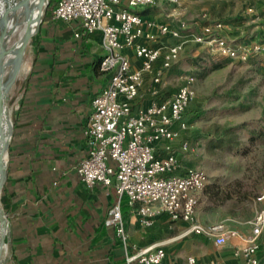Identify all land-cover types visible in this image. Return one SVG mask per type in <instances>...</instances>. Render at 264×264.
I'll list each match as a JSON object with an SVG mask.
<instances>
[{"label": "built area", "instance_id": "1", "mask_svg": "<svg viewBox=\"0 0 264 264\" xmlns=\"http://www.w3.org/2000/svg\"><path fill=\"white\" fill-rule=\"evenodd\" d=\"M178 1L55 0L47 11L51 22H78L74 38L100 33L103 39L105 54L97 68L109 79L91 100L92 112L82 129L88 151L78 162L76 174L88 188L97 184L113 187L116 200L107 211L104 226L122 245L124 264H170L163 247L129 243L120 206L124 197L129 212L143 228H151L161 219L183 222L185 233L211 240L217 248L239 238L243 244L235 248L234 255H241L245 264H264L258 258L264 244V184L255 197L261 208L251 221L249 234L223 222L201 224L195 212L208 177L189 164L194 146L184 136L189 129L185 112L196 97L195 77L183 76L180 86L169 94L164 90V76L188 40L240 62L264 54V44H236L211 35L208 26L197 35L185 33L183 21L174 28L140 12L160 2ZM164 37L169 42L163 51L151 46ZM130 54L138 60L136 68ZM185 264L198 263L195 256L188 255Z\"/></svg>", "mask_w": 264, "mask_h": 264}, {"label": "crops", "instance_id": "2", "mask_svg": "<svg viewBox=\"0 0 264 264\" xmlns=\"http://www.w3.org/2000/svg\"><path fill=\"white\" fill-rule=\"evenodd\" d=\"M153 8L144 14L154 18ZM179 14L176 10L167 14L173 17L167 22L171 27L182 21ZM77 28L78 22H51L46 13L30 43L34 54L13 112L7 174L0 194L8 219V264H124L122 245L104 226L116 200L113 187L88 188L76 174L78 162L88 151L82 129L92 112L91 100L109 79L94 66L105 54L101 34L76 39ZM167 42L164 37L151 46L163 51ZM130 60L136 68L138 60L131 54ZM168 77L169 72L164 76L165 92L170 90ZM124 221L130 244H166L152 240L147 233L150 228L141 227L131 212ZM249 231L238 232L247 235ZM188 234L183 231L172 239ZM209 241L193 250L171 245L165 250L166 261L185 264L186 256L193 254L198 264H245L243 258L241 262L234 259L241 239H232L221 248ZM263 253L264 244L258 251L260 261Z\"/></svg>", "mask_w": 264, "mask_h": 264}, {"label": "rangeland", "instance_id": "3", "mask_svg": "<svg viewBox=\"0 0 264 264\" xmlns=\"http://www.w3.org/2000/svg\"><path fill=\"white\" fill-rule=\"evenodd\" d=\"M173 10L180 11L178 17L187 26L185 33L197 35L208 26L211 35L236 44H264V0L160 2L152 12L156 15L154 19L169 22L173 17L167 14ZM15 38L13 36L11 41ZM34 47L30 44L26 48L24 70L18 73L8 90L5 104L12 121ZM168 72L170 90L167 94L178 86L183 76L195 77L196 97L185 112L189 129L184 136L194 146L189 164L203 170L208 177L205 189L198 194L195 216L201 224L223 222L246 233L261 208L255 197L264 184V54L240 62L214 54L206 44L188 40ZM11 73L7 67L4 81ZM0 205L4 210L1 199ZM186 228L183 222L161 219L147 233L152 240H165L162 247L166 251L175 244L189 250L203 242L210 244L208 239L191 233L172 239ZM6 239L7 236L5 242ZM212 248L219 253L215 246ZM2 256L6 259L2 264H8L10 248L7 242ZM242 258L238 255L234 259L241 262ZM260 258L263 262L264 253Z\"/></svg>", "mask_w": 264, "mask_h": 264}, {"label": "water", "instance_id": "4", "mask_svg": "<svg viewBox=\"0 0 264 264\" xmlns=\"http://www.w3.org/2000/svg\"><path fill=\"white\" fill-rule=\"evenodd\" d=\"M48 3L49 0H23L18 13L15 14L12 18L13 25L8 30H6L8 11H6L0 18V116L2 114L9 116L5 104L8 98V93L10 92L8 90L10 87L12 88L15 79L18 76L19 65L22 62H24V55L26 48L30 45V43L33 41V39L36 37V35L39 32V28L42 23L43 16L47 10ZM31 6L33 7V15L29 20V22L26 24L22 35L17 40L11 41V38L13 37L14 34V30L18 25V18L20 17V15L26 13V11ZM32 26H33V30L31 29ZM16 51H20V56L16 64V67L9 75V77L5 81H3L2 66H4L9 55H11L13 52ZM13 127H14L13 121L10 119V138L6 149V155L8 153L10 141L13 134ZM6 174H7V169H6V156H5L4 167H2V164L0 163V194L6 180ZM0 210L2 215V219L0 221L6 227V231L4 233L2 232L0 235V256L2 257L0 260V264H2L3 262L6 261V259H4L2 255L4 248L6 247V242L9 244V239H8L9 228H8V219L1 205H0ZM5 236H7L6 242H5Z\"/></svg>", "mask_w": 264, "mask_h": 264}, {"label": "bare ground", "instance_id": "5", "mask_svg": "<svg viewBox=\"0 0 264 264\" xmlns=\"http://www.w3.org/2000/svg\"><path fill=\"white\" fill-rule=\"evenodd\" d=\"M23 0H0V18L1 16L8 11V18L6 21V30L10 29L12 27V18L15 14L18 13L21 4ZM33 15V7L31 6L26 13L20 15L18 18V25L14 30L13 36H16L15 40H17L23 33L24 28L26 24L29 22ZM33 30V26L31 28ZM20 56V51L13 52L9 57L7 58L4 66H2V80L4 81L5 74L7 72V67L11 69V72L16 67V64L18 62ZM25 63L22 62L19 65V73L24 70ZM10 138V118L8 115L2 114L0 116V163L2 164V167H4L5 163V156H6V149ZM2 219L1 210H0V220ZM6 227L1 223L0 221V235L3 232ZM1 260V256H0Z\"/></svg>", "mask_w": 264, "mask_h": 264}, {"label": "trees", "instance_id": "6", "mask_svg": "<svg viewBox=\"0 0 264 264\" xmlns=\"http://www.w3.org/2000/svg\"><path fill=\"white\" fill-rule=\"evenodd\" d=\"M55 5V0H49V3H48V7H47V10L46 12L52 8L53 6ZM148 10V7L147 8H144L142 10H140L141 13H146ZM101 58H99L98 60H96L94 66L97 68L98 67V63L100 61ZM121 212H122V216H123V219L126 220L127 216L129 215V208L127 206V202H126V198H122L121 199Z\"/></svg>", "mask_w": 264, "mask_h": 264}]
</instances>
